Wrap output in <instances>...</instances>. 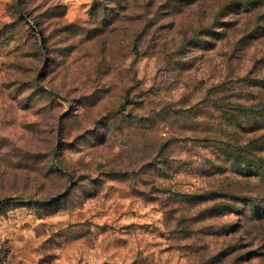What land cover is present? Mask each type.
I'll return each instance as SVG.
<instances>
[{
    "label": "rangeland",
    "instance_id": "obj_1",
    "mask_svg": "<svg viewBox=\"0 0 264 264\" xmlns=\"http://www.w3.org/2000/svg\"><path fill=\"white\" fill-rule=\"evenodd\" d=\"M212 2L0 0V264H264L263 186L213 173L264 137V21ZM218 190L258 208L168 200Z\"/></svg>",
    "mask_w": 264,
    "mask_h": 264
},
{
    "label": "trees",
    "instance_id": "obj_2",
    "mask_svg": "<svg viewBox=\"0 0 264 264\" xmlns=\"http://www.w3.org/2000/svg\"><path fill=\"white\" fill-rule=\"evenodd\" d=\"M186 3L192 4L193 2H196V6H200L203 3V0H184ZM212 3L215 4L217 7L215 13H213V16L218 22L217 24L221 25H230V23L225 22V18L232 17L235 18L234 20L236 22L242 21L247 17H251L252 19L257 20V23L260 21H264V0H211ZM235 22V23H236ZM237 110H240L244 115L246 114V111L243 109L238 108ZM183 113V112H182ZM230 116L234 118L235 121L229 120L227 118L223 119L224 122L227 124L239 125L238 116L234 113H230ZM185 118L182 115V119ZM264 118V117H263ZM221 119V118H220ZM222 128V125L219 123L216 125L215 129L219 130ZM223 130V129H222ZM223 132H220V134L214 133L213 136L220 137L222 136ZM183 138V137H182ZM194 142H211V140H215V138L211 137H193L191 139ZM240 138H238V135L235 134L232 136L231 134L226 135L225 141H218L220 144V154L223 155V159L220 161L222 164L217 165L219 167H216L215 171L213 173H226L231 172L235 174L239 179H248V178H256L258 182L263 186L264 189V157H261L259 152H261V147H259L258 144L264 143V137L259 138V140L256 141H249L245 145L239 144ZM258 142V143H257ZM166 144L167 145H170ZM162 149V148H161ZM164 165H168V161L163 162ZM214 170V169H213ZM168 192V191H166ZM173 193L172 198L168 199L170 203L182 205V203H185L189 205L190 207H195L199 204H204L208 201L214 202L218 197H221L223 200L219 203L211 207L207 206L204 207L203 211L206 213L210 210H215V214H225L226 212H236L238 209H234L236 207L234 206H240L241 208L250 207L249 211L255 212L257 210V204L255 197L249 195L248 193H224L223 191H210L200 194H194V193H181L180 195ZM169 206V202H168ZM210 207V208H209ZM182 211V207L181 210ZM260 213L257 216V218L261 221L264 220V208L260 209ZM242 219V218H240ZM180 225V232H186L185 228L182 229V217H180L178 221Z\"/></svg>",
    "mask_w": 264,
    "mask_h": 264
},
{
    "label": "water",
    "instance_id": "obj_3",
    "mask_svg": "<svg viewBox=\"0 0 264 264\" xmlns=\"http://www.w3.org/2000/svg\"><path fill=\"white\" fill-rule=\"evenodd\" d=\"M2 202V201H1Z\"/></svg>",
    "mask_w": 264,
    "mask_h": 264
}]
</instances>
